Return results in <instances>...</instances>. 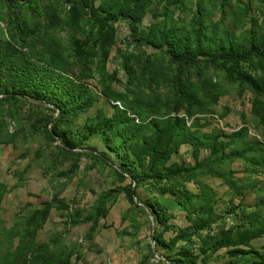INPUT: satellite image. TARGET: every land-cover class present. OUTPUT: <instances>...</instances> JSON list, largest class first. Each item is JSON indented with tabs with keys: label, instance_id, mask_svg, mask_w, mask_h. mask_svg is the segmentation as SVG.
I'll return each instance as SVG.
<instances>
[{
	"label": "rangeland",
	"instance_id": "rangeland-1",
	"mask_svg": "<svg viewBox=\"0 0 264 264\" xmlns=\"http://www.w3.org/2000/svg\"><path fill=\"white\" fill-rule=\"evenodd\" d=\"M251 44L264 0H0V264H264Z\"/></svg>",
	"mask_w": 264,
	"mask_h": 264
},
{
	"label": "trees",
	"instance_id": "trees-1",
	"mask_svg": "<svg viewBox=\"0 0 264 264\" xmlns=\"http://www.w3.org/2000/svg\"><path fill=\"white\" fill-rule=\"evenodd\" d=\"M134 17V16H131ZM197 42L200 45L199 48L201 47V33L197 32ZM170 38L167 37V40H169ZM170 41V40H169ZM218 51H220V56H223L225 58V63L231 62L232 65L234 67L239 66V63H251L252 62V57L251 56H255V57H260L263 58L264 57V49H260L258 47H255L254 45L251 44L250 46V50L248 51V56L246 57L243 55V53H241V51L239 49L235 50V49H225L223 46L218 47L217 49L214 50L215 53H217ZM170 54L172 55V58L177 61V62H182V64L184 65H192L193 63H195L197 60H195V57L192 55H184L186 53H183L182 51L178 52L176 50V48H171V50H169ZM215 63V62H214ZM247 74L243 73V72H239L238 71V79L241 82H247ZM73 99H74V95H72ZM71 97V98H72ZM7 98L9 99H15V100H22L25 102L30 103L33 106L36 107H41L44 106L42 102H40L36 96H31L29 98H26L24 94L22 93H14V95H8ZM85 108V107H82ZM66 109V108H65ZM49 134L54 135L55 138H57V136H59V138H61V141H63V144H65V146H63L65 148V150H67L66 144H68L67 138L65 135H60L58 133V131L56 130V127L54 126L52 130L49 129ZM156 155L158 153H155ZM100 156V155H98ZM104 156V155H101ZM117 174L124 180L126 179H133V182L136 184L135 188H138L141 184L145 183V180L147 179H143V180H136V178L134 177L133 172L129 169V170H125V169H119L117 171ZM158 181L160 182H164L165 180L162 179L161 177L157 178ZM145 207L149 210V212L152 214L153 219H154V223L156 225H162L163 224V217L164 214L162 213V211H156L152 206H150V204L145 205Z\"/></svg>",
	"mask_w": 264,
	"mask_h": 264
},
{
	"label": "water",
	"instance_id": "water-1",
	"mask_svg": "<svg viewBox=\"0 0 264 264\" xmlns=\"http://www.w3.org/2000/svg\"><path fill=\"white\" fill-rule=\"evenodd\" d=\"M142 207L148 212V214H149V216H150V218H151V220L153 222V232H154L155 231V225H154L153 216H152V214L149 212V210L145 206H142Z\"/></svg>",
	"mask_w": 264,
	"mask_h": 264
}]
</instances>
